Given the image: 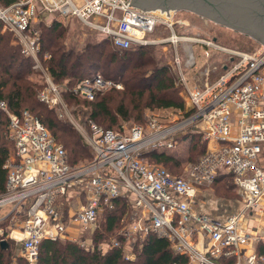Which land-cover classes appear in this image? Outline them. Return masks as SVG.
<instances>
[{
	"label": "built area",
	"instance_id": "built-area-1",
	"mask_svg": "<svg viewBox=\"0 0 264 264\" xmlns=\"http://www.w3.org/2000/svg\"><path fill=\"white\" fill-rule=\"evenodd\" d=\"M130 2L16 0L0 4V21L45 78L38 98L65 115L93 153L83 164L70 163L64 146L39 117L28 108L14 112L0 99V115L8 116L6 130L12 143L4 163L7 180L0 193V211L22 217L18 234H11L12 238L20 242L30 264L37 262L44 239H69L92 249L86 234L121 199L130 210V224L110 246L128 250L129 258L134 257L136 244L141 248L155 233L186 258L170 264H264V225L250 224L263 212L264 200V47L251 52L224 46L212 37L179 33L173 19L177 9L169 18ZM54 19L65 24L77 19L107 34L119 47L150 43L148 35L164 23L171 32L161 41L174 47L173 65L193 111L168 123L151 116L145 123L118 128L82 122L69 111L48 67L40 61L38 24ZM189 41L192 45H185L184 66L200 67V83L183 70L178 48ZM193 44L201 51L196 53ZM217 52L227 57L212 68L199 65V59L208 60ZM43 56L47 59L50 53ZM217 69L219 73L210 79ZM110 88H123V83L96 72L77 81L70 91L93 100ZM191 133L202 135L207 144L184 175L146 158L150 150H173ZM221 175L233 183L243 202L225 220L197 208L199 194ZM75 195L78 201L73 203ZM72 223L79 224V231L70 230Z\"/></svg>",
	"mask_w": 264,
	"mask_h": 264
},
{
	"label": "trees",
	"instance_id": "trees-1",
	"mask_svg": "<svg viewBox=\"0 0 264 264\" xmlns=\"http://www.w3.org/2000/svg\"><path fill=\"white\" fill-rule=\"evenodd\" d=\"M15 1L0 0V4L6 6ZM38 25L41 29L42 55L45 52L50 53L45 64L54 82L60 84L67 81L68 85H73L85 76L101 72L105 77L124 83L123 90L109 91L101 96L97 95L93 100L84 98L83 101L90 110L82 112V116L74 112L80 119L85 117L86 121L105 124V128H115L119 117L124 120H143L146 108H175L185 111V115L193 111L186 107L180 94L182 84L178 74L169 64L157 60L150 45L119 47L113 44L110 36L95 39L89 31L90 36L84 44L77 46L69 40L70 32L65 22L54 19L49 23L41 21ZM2 28L3 22L0 21V99L5 100L14 112L28 108L39 117L56 140L67 149L70 163L78 164L90 159L93 153L72 123L68 119L59 118L55 108L49 107L38 98V91L43 83L38 84V81L30 77L33 72L32 58L23 54L12 33L3 31ZM62 93L69 101L82 100L66 89ZM7 122L8 116L1 113L0 193L5 189L7 170L4 163L12 146L5 134ZM191 136V141L197 147L199 133ZM205 149L206 143L203 151ZM145 156L148 160L153 159L161 164H179L177 155L167 150H150ZM219 180L223 181L224 177L221 175L216 182ZM232 188L237 195L234 185L230 186V190ZM127 207L126 202L119 199L116 208L104 213V224L108 230L117 228ZM1 239L3 236L0 235V241ZM100 240V235L95 236L93 241L96 246L88 249L69 239H44L40 243L35 264H170L186 260L172 251L166 238L155 233L147 237L136 260L127 257L119 247L109 246L107 250H103L98 244ZM0 264L30 263L23 256L17 255L10 245L2 248L0 244Z\"/></svg>",
	"mask_w": 264,
	"mask_h": 264
},
{
	"label": "rangeland",
	"instance_id": "rangeland-1",
	"mask_svg": "<svg viewBox=\"0 0 264 264\" xmlns=\"http://www.w3.org/2000/svg\"><path fill=\"white\" fill-rule=\"evenodd\" d=\"M174 9H177L175 14L173 15V19L176 23L175 29L179 33H185L189 36L198 34L200 37H204V38L216 37L217 41L224 46L238 48L241 50H246V51H251V52L257 51L261 47V42L258 41L255 36L251 35L248 32L242 31V30L237 29V28H233L230 25H227L225 23L217 21L213 18H210L209 16H207L205 14L198 13L192 9H189V8L178 7V8H174ZM77 21L71 20L66 24L68 27V30L70 32V35H69L70 39L69 40L77 46H82L84 44L85 40L90 36V32L93 34L95 39H98L99 37L108 36L107 34L101 33L99 31L89 29L86 26H84L81 22H79V21L77 22ZM178 21H183V23L178 22ZM2 30L3 31L8 30L9 32L12 33V31L9 30L8 28H5L4 25H3ZM170 32H171L170 28L167 25H165L164 23L159 24L157 26V28L154 30V32H152L148 35V39L151 42L147 43V44L153 48L154 54H155V56L159 62L169 64L171 66L172 70L174 72L176 71V73H177L178 71L175 68V66L173 65L174 47L169 42L161 41L162 38L169 36ZM12 37L14 38L13 33H12ZM152 41H154V42H152ZM112 42L114 45H116V43L113 40H112ZM188 44L192 45V43L189 41V42L180 44L179 48H178L179 52L181 54V58L183 60V70L190 77H192L193 82L200 83V81H202V79L198 77L200 67L198 69H192V68H186L184 66L185 45L187 46ZM131 45L134 46L135 44H131ZM193 49L195 50L196 53L201 51V49H199L194 44H193ZM226 57H227V53L217 52L208 60H200L199 59V65L203 64V66H209L212 68L215 65H217L218 63H220L221 61H223ZM45 60L46 59H44V56L42 55L40 57V61L43 65H46ZM33 64H34V62H33ZM218 73H219V69H217V71H215V73L212 74L210 79L213 78ZM30 77L33 80L38 81L39 82L38 84L43 83L41 85L40 90L45 86V78L43 77L42 72L38 68L33 67V72L30 74ZM121 82L123 83V81H121ZM55 84L58 86V88L61 90V92L63 91V89L70 91L72 89V87L74 86V84L68 85L67 81H63V83H60V84L55 82ZM123 89H124V83H123V88L106 89V90L100 92L98 94V96H101V95H103L109 91H116V90H123ZM180 94L185 101L186 107H188V102H187L185 95L183 93V86L180 90ZM62 96H63V99L65 101L67 100L66 102L68 104L69 111L76 118L80 119L76 115L77 113L82 116V112L90 110L88 105L85 104L86 102L83 101L84 97L76 95L77 98H80L82 100H79V101L70 100L69 101L63 95V93H62ZM56 111L58 113L59 118H61L63 120L67 119V117L65 115L60 116L59 110L56 109ZM74 112H77V113L75 114ZM151 116H155L159 120L168 123V122H171L173 120L179 119L182 116H185V111L180 110V109H175V108H155V109L146 108L145 112H144L143 120L138 121V120H135L134 118L129 119V120H124V119L119 117V122L114 127L118 128L123 124L126 126H131L134 123H145V122H147V120ZM85 119L86 118L83 117V119H80V120L83 122V121H86ZM98 124H100L102 126L105 125V124L100 123V122H98ZM73 127L75 128V130L79 134L76 127L74 125H73ZM6 129H7V127H6ZM5 134H6V137L8 138L7 130H5ZM191 134H193V133H191ZM191 134L186 138L180 139V144H178V146L176 148H174L173 150L170 151V152H173L177 155V157L179 158V164L175 165V162H169L168 164L162 163L176 175H184L186 173L187 166L191 162L196 161L205 152V151H203V146H204V143L207 144V140L204 139L203 136L199 134L200 141L197 143V147H196V145H194L195 142L193 143L191 141V139H192ZM8 140H9V138H8ZM11 147H10V149H11ZM88 160L89 159H86V160H84V161H82L76 165L83 164V163L87 162ZM151 160L154 161L153 159H151ZM232 184L233 183L229 179L224 178L223 181L219 180L216 183L214 182L204 192H206L215 201L219 200V201L229 202L231 204V206H233V209L235 211H239L243 206V202L241 199H238V196L235 194V191H232L233 188L230 190V186L231 187L233 186ZM200 197H201V193L199 194L198 199ZM83 199L84 198H81L82 201H83ZM233 200H235V201H233ZM72 202L74 203V199ZM262 210H263V212H260L258 214V216H255L254 220H251V222H250L251 225H255L258 227H261L264 225V200L262 202ZM129 211L130 210L127 207V209L122 213V216H121L120 221L117 225V228L114 230H108L106 228V226L104 224L105 218H104V216H101L97 226L94 229V231L90 230L91 232L86 234V238H87L89 244H93L95 247L96 244L94 243L93 238L95 236L100 235L101 240L98 244L101 248H103V250H107V248L110 246V243L112 242V240L114 238L120 239L122 237L121 231H123L129 227V224H130V216H129L130 213H129ZM230 213H232V212H230ZM0 218H1V220H0V231L2 232V234H0V235L3 236V239H6L9 242L10 247L13 250H15L17 255L23 256L20 242L16 241L14 238H12V235H11V234H14V235L18 234V230H19V226L21 225L22 217L17 216L16 213H14L12 211L7 212V210H1L0 211ZM70 226L72 227V228H70V230H73V231H79L78 229H80L79 224H77V223H72ZM125 241H126L125 239L122 241L123 244H125ZM140 250H141V248L139 247L138 244H136L134 249L132 250L134 252V254H133L134 257L132 256L133 259L136 260L138 258V253ZM127 251L128 250H125L126 253H127Z\"/></svg>",
	"mask_w": 264,
	"mask_h": 264
},
{
	"label": "water",
	"instance_id": "water-1",
	"mask_svg": "<svg viewBox=\"0 0 264 264\" xmlns=\"http://www.w3.org/2000/svg\"><path fill=\"white\" fill-rule=\"evenodd\" d=\"M130 3L169 18L174 8L189 6L264 43V0H131ZM0 244L2 248L10 245L6 239H1Z\"/></svg>",
	"mask_w": 264,
	"mask_h": 264
},
{
	"label": "crops",
	"instance_id": "crops-1",
	"mask_svg": "<svg viewBox=\"0 0 264 264\" xmlns=\"http://www.w3.org/2000/svg\"><path fill=\"white\" fill-rule=\"evenodd\" d=\"M214 38L216 39V37ZM257 40L260 41L259 39ZM260 42H261V47H260L261 49L264 47V43L262 41ZM75 196L73 197V199H74V202H77L78 199L75 198ZM73 199L71 201H73ZM197 208L199 211L208 213L209 215L217 219H220V220H225L229 216L230 212H235V210L233 209V206H231L229 202L219 201V200L215 201L206 192H204V194H201V197L199 198L198 203H197Z\"/></svg>",
	"mask_w": 264,
	"mask_h": 264
},
{
	"label": "flooded vegetation",
	"instance_id": "flooded-vegetation-1",
	"mask_svg": "<svg viewBox=\"0 0 264 264\" xmlns=\"http://www.w3.org/2000/svg\"><path fill=\"white\" fill-rule=\"evenodd\" d=\"M192 7V6H191ZM183 8H189V6L188 7H183ZM195 8H197V7H195ZM190 9V8H189Z\"/></svg>",
	"mask_w": 264,
	"mask_h": 264
},
{
	"label": "bare ground",
	"instance_id": "bare-ground-1",
	"mask_svg": "<svg viewBox=\"0 0 264 264\" xmlns=\"http://www.w3.org/2000/svg\"><path fill=\"white\" fill-rule=\"evenodd\" d=\"M173 11H174V9H173ZM173 11H172V12H173ZM171 14H172V13H171Z\"/></svg>",
	"mask_w": 264,
	"mask_h": 264
}]
</instances>
